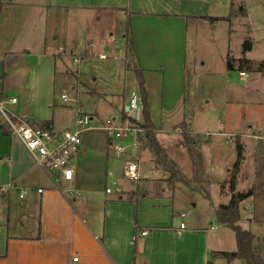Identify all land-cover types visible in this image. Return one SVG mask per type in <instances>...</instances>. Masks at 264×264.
Returning <instances> with one entry per match:
<instances>
[{
    "label": "crops",
    "instance_id": "1",
    "mask_svg": "<svg viewBox=\"0 0 264 264\" xmlns=\"http://www.w3.org/2000/svg\"><path fill=\"white\" fill-rule=\"evenodd\" d=\"M234 1L0 0V103L10 117L23 118L31 125L41 127L50 122L47 127L57 132L73 128L77 115L64 122L63 106L55 104L56 85L62 73L59 68L65 70L64 79L68 69L65 61L80 59L79 64L75 63L79 67L91 63L87 56L94 48L110 49L118 41L123 43L124 59L119 60L124 63V77L131 78L124 83L123 109L131 94L141 96L131 64L137 58L158 140L157 135L164 130V119L181 117L176 107L192 103L195 98L186 91L190 78L185 57L188 31L203 20L217 22L233 17L237 12ZM220 4L228 8L224 16L216 11ZM128 30L133 38L132 52H128L126 45ZM173 37L175 58L161 59L170 55V47L150 48L156 40ZM147 47L150 53L144 57ZM115 53H122L121 48ZM98 55L100 58L104 54ZM119 67H123L122 63ZM94 91L96 95L107 94ZM12 99L17 101L13 103ZM123 109L120 124L116 116L110 119L114 124L125 122ZM183 127L198 143L203 180L200 185H185L188 192L196 195L187 197L190 198L187 209L197 215L192 213L186 221V212L182 210L178 221L173 211L165 217L160 211L165 205L160 202V178L165 176L166 183H170L172 176L161 164L145 170L139 163L145 177L138 191L114 183L115 191L108 193L110 188L106 187L108 197L104 201L90 203L97 192L85 187L84 191L78 190L82 187L78 163L84 161L92 148L91 139L83 134L74 180L56 181L53 173L38 165L22 139L10 130L0 108V264H245L242 259L218 254L237 250L234 230L218 223L216 211L231 199L230 178L238 147L242 158L236 190L251 192L240 203L238 225L249 224L246 230L255 236V253L264 259V146L259 143L261 139L253 138L260 132L254 133L251 124L243 130L240 121L228 117L218 137L208 133L195 136L188 130V123ZM170 160L186 177L183 164ZM246 167L251 168L256 181L248 190L241 184ZM187 178L191 180L193 176ZM171 185L162 192L174 208L175 190L174 184ZM239 185L244 189L239 190ZM83 207L94 211L88 214ZM213 220L217 221L216 226ZM181 223L185 224L183 228ZM143 231L147 234L142 235Z\"/></svg>",
    "mask_w": 264,
    "mask_h": 264
},
{
    "label": "rangeland",
    "instance_id": "2",
    "mask_svg": "<svg viewBox=\"0 0 264 264\" xmlns=\"http://www.w3.org/2000/svg\"><path fill=\"white\" fill-rule=\"evenodd\" d=\"M234 8L237 9V12L233 17H227L217 22H213L212 19L203 20L188 31L189 40L185 57L190 78L186 91L194 95L195 98L192 103L179 104L176 110L177 115L181 117L164 119V130L162 134L157 135L165 153L177 163L183 164L184 174L189 178L193 176V165L182 136L183 128H185L183 124L185 126L188 123V130L195 136L197 134L203 136L208 133L218 137L219 132L223 130L225 117H228L240 121L243 130H247L251 124L254 126V133L260 132L259 134L264 135V74L259 71V68L264 66V0H235ZM239 10H243V12H239ZM216 11L220 16H224L228 13V8L220 4ZM175 40V37L173 40H156L150 48L170 47L168 52L170 55L163 56L161 59L175 58L173 52ZM122 45V42L116 41L110 49L98 48L97 50L94 48L93 52L87 56L91 63H82L80 67L75 64L74 60L65 61L64 65H68V69L64 79L65 70L59 68L62 73L60 82L56 85L55 104L63 106V121L76 116L78 106L83 111L92 114L94 118L91 126L95 129L84 132V137H89L93 142L92 148L83 157L84 161L78 163L79 179L81 178L80 182L82 183V187H79L78 190L84 191L85 187V190L97 192L93 199L90 198V203H98L97 200L100 199L104 201L108 197L105 194L106 187L115 191L114 183L119 184L122 188L125 186L129 190H139V184H134L124 176L123 162L128 157H132L130 160L140 163L145 170L150 167L154 168L158 163L145 141L139 149L130 145L133 137L123 142L127 146L125 155L116 152L107 140V132L102 129L113 116H116L117 124L121 123L124 83L131 79L124 77V63L119 60L124 59ZM120 48L122 53L116 54L115 52ZM99 50L109 59L100 60L98 53L101 54V52ZM146 53L149 55V47L146 48L145 54H141L145 57ZM182 56L183 52L181 51L180 59ZM120 63H122V68L119 67ZM131 64L133 67L140 66L137 58ZM230 64L231 69L228 68ZM241 70L246 74L244 77L240 76ZM62 79L63 82H61ZM243 80L245 84L242 83ZM94 90H102L107 94L96 95ZM63 93L67 96V100L62 99ZM160 122H158V127ZM143 123L142 121L141 125ZM144 131L146 132L145 129ZM145 132H142V135ZM259 143L262 147L264 146V140ZM205 161L208 164L210 160L207 157ZM158 174L160 177L161 172L159 171ZM253 177L251 168L246 167L241 177V184L246 190L256 182ZM160 181L161 188L159 189L162 194L160 202L165 204L162 209L160 208V211L164 217L173 211L175 218L177 217L179 221L182 210L186 212V221L192 213L197 215V212H190L191 210L187 209L190 200L187 197L189 195L196 197V195L188 192L182 182L171 180L170 183H166L165 176H162ZM63 184L68 186V183ZM171 184H174L175 190L174 208L172 203L168 202L169 198H166L162 192L168 187L171 188ZM240 185L239 190H243L244 188ZM212 195L215 202L216 192ZM82 210L86 211L84 207ZM93 211L94 209L89 210L88 207L86 212L89 214ZM98 215L100 214L98 213ZM213 225H217L216 220H213ZM241 227L246 230L249 228V224L243 222Z\"/></svg>",
    "mask_w": 264,
    "mask_h": 264
},
{
    "label": "built area",
    "instance_id": "3",
    "mask_svg": "<svg viewBox=\"0 0 264 264\" xmlns=\"http://www.w3.org/2000/svg\"><path fill=\"white\" fill-rule=\"evenodd\" d=\"M100 58L105 59L106 55H100ZM73 60H75L76 64L81 62L80 59L75 57H73ZM245 75V72H240L241 77ZM62 99L67 100L66 95H62ZM16 101L17 99H12L13 103ZM0 108L4 110V115L10 130L22 139L28 150L35 157L38 165L53 173L56 181L74 180L75 162L77 156L82 152L83 134L93 128L91 126L93 118L90 114L78 106L75 126L71 129L57 132L52 128L31 125L23 118L10 117L2 103H0ZM143 109L144 106L141 96L133 93L130 95L123 109L126 118L125 122L121 125H116L114 124V120H108L106 125L102 127L107 132L110 146L113 150L120 154H125L127 146L123 142L130 135L134 136L131 146L135 149L142 147L143 140L141 136L143 134L142 132H145L144 128L141 127ZM253 138L264 140V135L255 134ZM123 173L125 178L134 184H139L145 177V174L140 170L139 163L130 159L124 163ZM107 192L110 193L111 189H107ZM24 193L21 194V197ZM184 226L185 224L181 223V227L183 228ZM146 234L147 231L142 232V235ZM77 260V258H74V261Z\"/></svg>",
    "mask_w": 264,
    "mask_h": 264
},
{
    "label": "trees",
    "instance_id": "4",
    "mask_svg": "<svg viewBox=\"0 0 264 264\" xmlns=\"http://www.w3.org/2000/svg\"><path fill=\"white\" fill-rule=\"evenodd\" d=\"M2 11V5L0 4V15ZM243 12V10H241ZM129 32V30H128ZM132 34H126V45L128 52L133 51V38ZM228 68H232L231 64ZM259 71L264 74V66L259 68ZM134 72L136 79L138 81L139 92L141 95L142 103L144 106L143 117L144 123L142 128L146 130L144 135L141 136V139L145 141L148 149L154 154L156 160L159 164L164 166L170 173L171 179L174 181L182 182L186 186H191L192 183H201L202 182V171H203V159L201 154L197 151L198 143L187 131H183L184 140L187 146L188 153L193 165V178L192 180L185 177L181 171L176 167V165L170 160L168 155L164 152L160 146L156 135L153 131V124L150 115V104L148 100V93L145 87V80L143 76V71L141 67H134ZM243 72V70H242ZM49 123H44L41 127H47ZM241 150L238 147V158L233 167L231 178H230V190H231V199L227 205H221L216 211L217 221L221 226L230 227L234 230L236 234L237 250L235 252H222L218 253L227 258H239L245 261L246 264H264V259L255 253L254 250V240L255 236L248 230L243 229L238 225V221L241 218L240 215V203L251 195V192L241 193L236 190V177L239 170L241 162Z\"/></svg>",
    "mask_w": 264,
    "mask_h": 264
},
{
    "label": "water",
    "instance_id": "5",
    "mask_svg": "<svg viewBox=\"0 0 264 264\" xmlns=\"http://www.w3.org/2000/svg\"><path fill=\"white\" fill-rule=\"evenodd\" d=\"M169 176H170V173H169V172H167V173H166V177H169Z\"/></svg>",
    "mask_w": 264,
    "mask_h": 264
}]
</instances>
